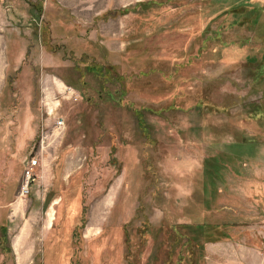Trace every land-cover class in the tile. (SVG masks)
Instances as JSON below:
<instances>
[{
	"label": "rangeland",
	"instance_id": "1",
	"mask_svg": "<svg viewBox=\"0 0 264 264\" xmlns=\"http://www.w3.org/2000/svg\"><path fill=\"white\" fill-rule=\"evenodd\" d=\"M0 32V264H264V0H0Z\"/></svg>",
	"mask_w": 264,
	"mask_h": 264
},
{
	"label": "trees",
	"instance_id": "2",
	"mask_svg": "<svg viewBox=\"0 0 264 264\" xmlns=\"http://www.w3.org/2000/svg\"><path fill=\"white\" fill-rule=\"evenodd\" d=\"M43 9H40V12H42ZM205 220H203V223H200L201 225H203L204 227H206L207 222H204ZM218 228H220L221 226L217 225ZM0 247H1V251L7 255V256H12L13 254V249L12 246L10 244V240L8 238V220L7 221H3L0 222Z\"/></svg>",
	"mask_w": 264,
	"mask_h": 264
},
{
	"label": "built area",
	"instance_id": "3",
	"mask_svg": "<svg viewBox=\"0 0 264 264\" xmlns=\"http://www.w3.org/2000/svg\"><path fill=\"white\" fill-rule=\"evenodd\" d=\"M55 124H56V127H58V129H62V128L64 129V127H65V121H64V119H61L60 117H58L55 120ZM43 140H44V138L41 141V148L42 149H43V143H44ZM39 162H40V159H39V156H37V154L32 157L30 165L27 167V170H26L27 183H26V189L25 190H27V186L30 183V180L33 179V177H34V173H33L32 169Z\"/></svg>",
	"mask_w": 264,
	"mask_h": 264
},
{
	"label": "crops",
	"instance_id": "4",
	"mask_svg": "<svg viewBox=\"0 0 264 264\" xmlns=\"http://www.w3.org/2000/svg\"><path fill=\"white\" fill-rule=\"evenodd\" d=\"M7 39H8V35H7V33H5V32H0V50L1 49H3V43H4V41L5 42H7V44H8V41H7ZM204 219V218H203ZM205 220V219H204ZM212 246V244L211 243H208V245H207V247L208 248H210V252H213L212 250V248L213 247H211Z\"/></svg>",
	"mask_w": 264,
	"mask_h": 264
},
{
	"label": "bare ground",
	"instance_id": "5",
	"mask_svg": "<svg viewBox=\"0 0 264 264\" xmlns=\"http://www.w3.org/2000/svg\"><path fill=\"white\" fill-rule=\"evenodd\" d=\"M23 189H24V190L26 189V184L24 185Z\"/></svg>",
	"mask_w": 264,
	"mask_h": 264
}]
</instances>
